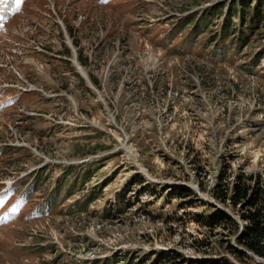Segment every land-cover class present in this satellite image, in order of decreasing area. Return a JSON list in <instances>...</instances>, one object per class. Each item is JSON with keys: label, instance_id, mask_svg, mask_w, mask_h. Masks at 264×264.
<instances>
[{"label": "rangeland", "instance_id": "obj_1", "mask_svg": "<svg viewBox=\"0 0 264 264\" xmlns=\"http://www.w3.org/2000/svg\"><path fill=\"white\" fill-rule=\"evenodd\" d=\"M253 2L24 0L0 28V81L36 88L0 109V180L46 169L0 224V264L261 261L237 238L254 189L264 206V17L233 31ZM235 183L245 199H216Z\"/></svg>", "mask_w": 264, "mask_h": 264}, {"label": "trees", "instance_id": "obj_2", "mask_svg": "<svg viewBox=\"0 0 264 264\" xmlns=\"http://www.w3.org/2000/svg\"><path fill=\"white\" fill-rule=\"evenodd\" d=\"M243 2H248V0H242ZM245 7V6H244ZM241 10V17L242 19H246L248 22V25L246 23V30H241L239 32L238 39L244 40L243 38L247 36V33L250 31L252 27H256L260 20L259 18L264 17V0H254L252 7L243 8ZM243 12V13H242ZM194 16L188 17V21L193 19ZM230 24L225 22L223 26V34L222 37L229 36L230 31ZM67 52V50H66ZM86 60H83V63ZM94 84H97V81L93 78L91 79ZM138 176V175H137ZM136 181L142 182L143 178L141 176L135 177ZM247 186L243 183L237 184L235 183L233 188V194L228 196L225 192H219L217 195V200L224 201L226 199H229L231 201L232 205H235L236 202L241 201L242 199H245L247 195L249 194ZM35 187H32V190H34ZM259 190L256 188L251 192V195H249L246 198V204L249 207V210L243 214V218L246 221V224L243 225L240 229V233L238 234L237 238L240 243V246L242 247L243 251L249 252L250 254H254L259 259L264 260V206H262V202L259 200L261 198L260 194L258 193ZM118 202H119V196H121V193L118 195ZM88 198H86L85 202H87ZM117 202V203H118ZM226 218L220 211L211 213L208 217V221L212 223V225L219 226L222 223V219ZM243 251H237L236 254L238 258L242 259L246 257V254H244ZM115 260V259H114ZM116 261V260H115ZM186 264H234L232 262H229L227 259L222 258L220 260H204L202 262L198 263H191L187 262ZM254 264H264L263 261H255Z\"/></svg>", "mask_w": 264, "mask_h": 264}, {"label": "bare ground", "instance_id": "obj_3", "mask_svg": "<svg viewBox=\"0 0 264 264\" xmlns=\"http://www.w3.org/2000/svg\"><path fill=\"white\" fill-rule=\"evenodd\" d=\"M8 8V7H7ZM68 41V40H67ZM71 60L74 61V64H76V68H77V72H79L80 74H84V71L82 70V68L79 66V63L77 60L74 59V57L71 58ZM86 78V77H85ZM87 81L89 82V85H91L90 80L87 78ZM28 83V82H27ZM93 88V87H92ZM94 89V88H93ZM123 149H126L124 147H122ZM127 153H130L128 149H126ZM131 155V154H130Z\"/></svg>", "mask_w": 264, "mask_h": 264}, {"label": "snow or ice", "instance_id": "obj_4", "mask_svg": "<svg viewBox=\"0 0 264 264\" xmlns=\"http://www.w3.org/2000/svg\"><path fill=\"white\" fill-rule=\"evenodd\" d=\"M7 2H8V0H0V6H4V5H6ZM2 10H3V8L0 7V11H2Z\"/></svg>", "mask_w": 264, "mask_h": 264}, {"label": "water", "instance_id": "obj_5", "mask_svg": "<svg viewBox=\"0 0 264 264\" xmlns=\"http://www.w3.org/2000/svg\"><path fill=\"white\" fill-rule=\"evenodd\" d=\"M258 260H261V259H258ZM261 261H263V262H264V260H261Z\"/></svg>", "mask_w": 264, "mask_h": 264}]
</instances>
